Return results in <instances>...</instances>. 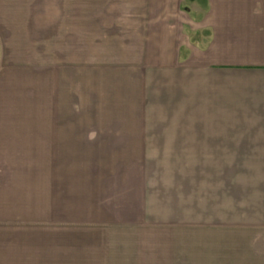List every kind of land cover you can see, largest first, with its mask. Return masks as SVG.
<instances>
[{"label": "crops", "instance_id": "crops-1", "mask_svg": "<svg viewBox=\"0 0 264 264\" xmlns=\"http://www.w3.org/2000/svg\"><path fill=\"white\" fill-rule=\"evenodd\" d=\"M181 1L0 0L14 43L49 17L59 49L134 59L116 125L66 124L65 65L0 76V264H189L199 230L213 263L264 264V24L223 10L183 45Z\"/></svg>", "mask_w": 264, "mask_h": 264}, {"label": "rangeland", "instance_id": "rangeland-1", "mask_svg": "<svg viewBox=\"0 0 264 264\" xmlns=\"http://www.w3.org/2000/svg\"><path fill=\"white\" fill-rule=\"evenodd\" d=\"M178 7L175 20L164 21L161 24L167 26L169 23V28H178V43L191 47L202 46L207 43L208 37L211 39L216 35L218 22L214 20L213 15L223 10L233 18L242 19V24L253 26L264 24V0H182ZM8 25L7 22H0V76L6 77L7 74H12L11 71H15L16 63L27 59L38 67L48 62L59 63L60 67L65 65L66 124L99 126L121 123L119 115L123 95H127L128 81L131 82L127 67L129 61L134 60L132 55L125 54L122 49H106L105 46L99 47L100 45H95L92 49H84V47L59 49L57 40L52 39L53 34L56 35L57 23L49 17L30 20L27 23L30 38L21 39L19 43H14L17 38L10 35L11 30L8 29ZM98 25L103 26L104 30L107 28V23H98ZM110 25H112L110 32L120 36L121 23ZM149 28L151 29L152 26L150 25ZM25 49L29 53L22 51ZM179 56L184 57L185 53ZM199 168L205 169V167ZM194 169H196L193 172L194 180L189 185L198 183L196 179L200 170L198 167ZM198 214L194 208L189 209V217L191 220H196V223L200 219ZM215 244L217 245L216 240L207 247L203 242L201 230L195 231L189 238V264H206L208 258L211 261L214 258L211 252L216 254L212 251V246ZM211 264L216 263L211 261Z\"/></svg>", "mask_w": 264, "mask_h": 264}]
</instances>
